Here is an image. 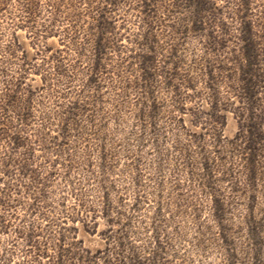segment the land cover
<instances>
[{
    "label": "rangeland",
    "instance_id": "374dc122",
    "mask_svg": "<svg viewBox=\"0 0 264 264\" xmlns=\"http://www.w3.org/2000/svg\"><path fill=\"white\" fill-rule=\"evenodd\" d=\"M0 264H264V0H0Z\"/></svg>",
    "mask_w": 264,
    "mask_h": 264
},
{
    "label": "trees",
    "instance_id": "16d2710c",
    "mask_svg": "<svg viewBox=\"0 0 264 264\" xmlns=\"http://www.w3.org/2000/svg\"><path fill=\"white\" fill-rule=\"evenodd\" d=\"M248 39L247 38L244 39L245 40V43H248L249 42ZM252 54H253V50L249 47V45L246 46V48H245V56H246L247 60H251V57H254V55H252ZM146 62H148V61H146ZM252 85H253V81L252 80L247 81V83H246V86L247 87L246 88H247V91L249 92V94L251 93L250 91L252 90Z\"/></svg>",
    "mask_w": 264,
    "mask_h": 264
}]
</instances>
